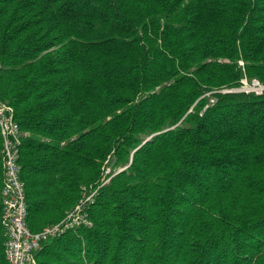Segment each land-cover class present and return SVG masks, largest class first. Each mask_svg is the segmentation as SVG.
I'll list each match as a JSON object with an SVG mask.
<instances>
[{
    "label": "trees",
    "instance_id": "trees-1",
    "mask_svg": "<svg viewBox=\"0 0 264 264\" xmlns=\"http://www.w3.org/2000/svg\"><path fill=\"white\" fill-rule=\"evenodd\" d=\"M244 78L264 84V0H0L30 229L123 169L38 264H264V93Z\"/></svg>",
    "mask_w": 264,
    "mask_h": 264
},
{
    "label": "built area",
    "instance_id": "built-area-1",
    "mask_svg": "<svg viewBox=\"0 0 264 264\" xmlns=\"http://www.w3.org/2000/svg\"><path fill=\"white\" fill-rule=\"evenodd\" d=\"M243 66L244 63L241 62ZM242 92L264 93V84L258 79L244 78ZM0 134L3 139L2 157L4 179L2 186V223L5 229V251L9 264H38L36 251L43 242L62 236L81 227H92L93 222L88 209L95 203L100 189L108 184L117 173L112 167H104V175L99 184L83 186L79 202L58 223L46 227L40 232H33L27 222L28 204L25 182L21 179L22 131L15 119L13 106L0 102ZM107 161L106 164H108Z\"/></svg>",
    "mask_w": 264,
    "mask_h": 264
}]
</instances>
